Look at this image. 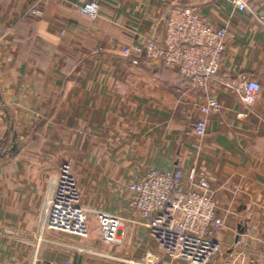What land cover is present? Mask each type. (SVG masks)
I'll use <instances>...</instances> for the list:
<instances>
[{"label": "crops", "instance_id": "1", "mask_svg": "<svg viewBox=\"0 0 264 264\" xmlns=\"http://www.w3.org/2000/svg\"><path fill=\"white\" fill-rule=\"evenodd\" d=\"M34 0H0V264H140L160 252L133 215L127 185L149 169H195L207 179L224 221L214 234L220 253L210 264H264V33L250 14L223 0H95L91 21L76 5L45 0L43 16L28 18ZM194 7L228 30L215 80L195 90L160 61L122 48L146 37L163 43L170 7ZM255 11L261 13L256 2ZM258 81L255 104H242L226 85ZM221 104L204 116L207 97ZM243 116H239V114ZM205 118L206 134L193 124ZM69 164L88 210L124 219L120 244L36 226L52 179ZM240 244H236V241ZM148 264V263H147ZM183 264V263H178Z\"/></svg>", "mask_w": 264, "mask_h": 264}, {"label": "built area", "instance_id": "2", "mask_svg": "<svg viewBox=\"0 0 264 264\" xmlns=\"http://www.w3.org/2000/svg\"><path fill=\"white\" fill-rule=\"evenodd\" d=\"M45 0H34L29 4L26 15L34 18L43 16ZM232 14L243 12L255 18L264 33V0H223ZM258 2L261 13L255 11ZM78 12L91 21L101 15V4L86 0L76 5ZM157 22H165L163 43L153 37H146L122 48V54L137 65L139 58L144 61H160L165 67L174 69L187 79L195 90H206L215 80L226 51L227 28L211 21L194 7L172 6L161 15ZM240 86L230 80L226 85L234 90L242 104L252 107L261 91V84L245 76ZM219 101L211 96L200 107L204 116L217 112ZM243 116V114H239ZM197 137L206 134L205 118L193 124ZM132 194L128 208L141 218L148 229L149 237L157 249L166 255L165 264H210L220 253V246L214 234L224 228L217 206L210 194L206 178L195 169L181 168L149 169L127 185ZM98 240L104 245L120 244L121 227L124 219L120 216L97 211ZM90 213L81 204L80 191L69 164H62L52 179L41 208L36 235L48 231L61 232L81 239L89 237ZM240 244V241H236ZM140 264H158L160 258L147 252ZM38 264H70L53 260H41Z\"/></svg>", "mask_w": 264, "mask_h": 264}, {"label": "rangeland", "instance_id": "3", "mask_svg": "<svg viewBox=\"0 0 264 264\" xmlns=\"http://www.w3.org/2000/svg\"><path fill=\"white\" fill-rule=\"evenodd\" d=\"M85 207V206H84ZM86 208V207H85ZM87 209V208H86ZM88 210V209H87ZM88 212L90 213V216L91 217H94L95 218V214L97 213V210H93V209H91V210H88ZM59 233H61V232H59ZM63 234V233H62Z\"/></svg>", "mask_w": 264, "mask_h": 264}, {"label": "trees", "instance_id": "4", "mask_svg": "<svg viewBox=\"0 0 264 264\" xmlns=\"http://www.w3.org/2000/svg\"><path fill=\"white\" fill-rule=\"evenodd\" d=\"M28 18H30V16L28 17ZM31 18H33V17H31ZM183 80H187V79H185V78H183V77H181ZM188 81V80H187ZM189 82V81H188Z\"/></svg>", "mask_w": 264, "mask_h": 264}]
</instances>
